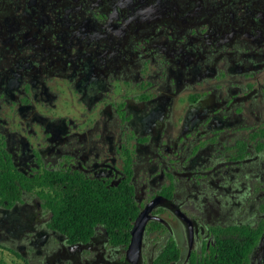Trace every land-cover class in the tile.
<instances>
[{"label": "flooded vegetation", "instance_id": "obj_1", "mask_svg": "<svg viewBox=\"0 0 264 264\" xmlns=\"http://www.w3.org/2000/svg\"><path fill=\"white\" fill-rule=\"evenodd\" d=\"M249 246L264 264V0H0L13 260L243 264Z\"/></svg>", "mask_w": 264, "mask_h": 264}, {"label": "rangeland", "instance_id": "obj_2", "mask_svg": "<svg viewBox=\"0 0 264 264\" xmlns=\"http://www.w3.org/2000/svg\"><path fill=\"white\" fill-rule=\"evenodd\" d=\"M0 264H23V263L16 259L13 260V257L5 249L0 247Z\"/></svg>", "mask_w": 264, "mask_h": 264}, {"label": "trees", "instance_id": "obj_3", "mask_svg": "<svg viewBox=\"0 0 264 264\" xmlns=\"http://www.w3.org/2000/svg\"><path fill=\"white\" fill-rule=\"evenodd\" d=\"M244 237H247V238H253L254 241H256L257 237H253L252 234H249L248 232L245 234ZM251 248V246H249L246 250H245V253H244V256L240 257V263L243 262V264H246V252L247 250H249Z\"/></svg>", "mask_w": 264, "mask_h": 264}, {"label": "water", "instance_id": "obj_4", "mask_svg": "<svg viewBox=\"0 0 264 264\" xmlns=\"http://www.w3.org/2000/svg\"><path fill=\"white\" fill-rule=\"evenodd\" d=\"M145 220L142 221V223L144 224ZM143 227V225H142ZM141 227H139L136 231V228L134 227L133 229V240H135V238L139 239L140 238V232H141Z\"/></svg>", "mask_w": 264, "mask_h": 264}]
</instances>
